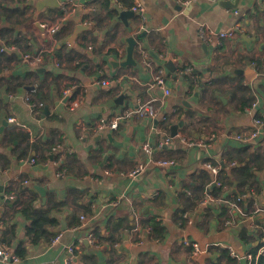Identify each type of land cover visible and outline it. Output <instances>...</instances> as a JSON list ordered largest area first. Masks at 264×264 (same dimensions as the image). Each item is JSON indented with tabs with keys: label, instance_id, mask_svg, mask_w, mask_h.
I'll use <instances>...</instances> for the list:
<instances>
[{
	"label": "crops",
	"instance_id": "crops-1",
	"mask_svg": "<svg viewBox=\"0 0 264 264\" xmlns=\"http://www.w3.org/2000/svg\"><path fill=\"white\" fill-rule=\"evenodd\" d=\"M38 1L0 0V27H13L21 46L19 59L6 75L14 74L26 82L15 92H8L7 86L0 91L5 101L0 113V148L8 152H0V165L6 163V158L10 161L6 168H0V231L17 224L13 248L0 243V249L5 247L15 254L19 241L27 240V220L16 211L21 205L14 204L19 182L37 191L36 205H45L49 197L67 199L69 205L53 212L60 220L56 227L62 234L60 240L27 244L25 258L0 256V264H64L69 245L75 246L76 264L89 263L83 255L94 248L85 244L88 230H93L92 222L103 220L106 224L110 218L125 220L126 216L135 227L122 231L125 236L123 242H116L117 253L109 254L105 250L108 243H99V264H116L109 257L120 264H241L242 258L264 244V213L252 219L238 218L227 227L228 211L224 214L214 204L208 208L199 203L186 212L188 217L179 209L181 192L204 195L208 190L213 176L204 167L207 161L227 166L250 162L258 168L254 185L260 192H247V203L249 207L264 205V132L251 142L236 138L252 131L254 117H264V0H239L236 8L223 6L221 0H194L181 10L176 0H143L146 19L134 12L126 22L120 19L113 0L109 5L108 0H74L76 6L53 35L48 29L61 22V6L39 11ZM126 1L130 2L124 0L118 6L132 10ZM90 6L94 9L88 12ZM236 23L240 30L235 38L203 47L200 25L222 30ZM79 24L88 29L81 30L74 39ZM128 36L138 40L135 58L139 67L114 68L109 60L126 57ZM8 49L15 51L16 47L10 45ZM111 49L117 53L108 54ZM40 52L44 61L37 66L23 59L25 53ZM170 61L175 72L167 66ZM162 67L169 94L154 85V77ZM112 78L116 84H100ZM69 87L74 91L65 95ZM4 95L9 96L8 101ZM122 95L124 99L118 101ZM252 96L258 107L250 110L252 104L247 101ZM77 97L82 101L71 109ZM31 101L43 102V108L32 111ZM149 101L157 108V118L126 121L103 137H93L77 127L81 121L93 127L102 118L118 117L139 102ZM10 117H16L26 128L9 122ZM181 121L177 133L185 140L176 138L162 145L164 136L172 135L171 127ZM18 130L29 134L19 148L18 141L10 142V133ZM39 140L44 144L36 143L41 144L37 154L34 150L22 156L29 143ZM192 141L203 145H189ZM147 142L152 154L143 149ZM42 145L50 152L49 159L32 163L35 155L42 160ZM161 159H174L177 166L159 167L156 162ZM140 165L141 170L132 174ZM61 170L65 173L58 176ZM209 177L205 190L200 189ZM36 186L46 190L45 200ZM76 195L92 204V215L86 216L81 226H71L68 219ZM22 197L29 198L30 194L24 192ZM150 217L161 222L162 233L154 234L150 226L142 227ZM104 228L102 233L107 235L109 231ZM185 238L208 246L209 251L193 255L192 248L183 244ZM231 259L237 262L231 263Z\"/></svg>",
	"mask_w": 264,
	"mask_h": 264
},
{
	"label": "trees",
	"instance_id": "trees-1",
	"mask_svg": "<svg viewBox=\"0 0 264 264\" xmlns=\"http://www.w3.org/2000/svg\"><path fill=\"white\" fill-rule=\"evenodd\" d=\"M110 0H108V5ZM126 4L131 6L129 1H126ZM107 5V7H108ZM8 8V7H7ZM10 45H14L16 47L15 51H10L8 47ZM21 51L20 46V38L14 37V29L13 27H0V91L4 86H7L8 92H15L18 88L23 87L26 85V82L21 78L11 74L7 76L6 74L13 70V62H16L19 59V52ZM27 52V51H25ZM117 53L116 49H111L108 54ZM46 58L49 59V55L46 54ZM255 101L254 97H249L248 101L249 104H252ZM251 102V103H250ZM5 107V101L0 94V113ZM10 142L18 141V148L20 144L29 138V134L24 130H18L10 133ZM41 143L44 144V141L39 140L35 141L32 144H28V150L25 151L22 156H27L29 152L35 150V153H38L39 145L36 144ZM43 146L44 154H42V160L39 159L36 155L34 158L37 161H45L49 159L48 149ZM6 163L1 164L0 168H6L10 161L6 158ZM227 164V163H226ZM225 164V165H226ZM227 167V165H226ZM223 165H221V172H220V181L222 182L223 186L228 187L232 194V199L239 200L242 204L244 203L245 199L243 200L242 195L244 193L250 192L251 190L260 192L258 187H255L256 177H257V170L250 164V162H236L234 166H232V171L229 173ZM210 177L207 179L205 184L199 186L200 189L205 190L206 184L209 182ZM210 183V182H209ZM236 189V191H234ZM208 190L214 196H221L223 194L224 188L217 186L215 184H210L208 186ZM24 192H28L30 194L29 198L23 199L22 194ZM15 193V205H21L17 212H20L25 219L27 220V225L25 226L24 236H26L27 240H21L17 244L14 249L15 254L19 258H25L28 249L27 244L36 245L42 241L51 242L53 241L56 236L58 235V231H56V227L60 225V220L57 216L53 215L54 211L63 210L64 207L69 205L68 200H59L58 198L49 197L48 202L45 205H36L35 199L38 196L37 191L35 189L28 190L26 186H24L21 182H19L17 191ZM75 194V192H74ZM203 194L198 193L197 191H188L181 192V208L179 209L180 213H186L194 209L198 206L200 200L202 199ZM74 204L75 207L72 208V213L68 214L69 224L71 226H81L85 223V220H81V215L91 216L92 215V204L89 200H86L82 195L78 197V195L74 196ZM249 205L251 202L249 201ZM207 205L206 207H209ZM222 213L227 212V207L225 205H221ZM127 218L118 220L117 218L108 219L106 224H103V220H98L96 222H92L91 226H93V232L95 236L98 238L99 243L102 245L103 242H107L108 244L105 246L106 251L111 253H117V249L115 247L116 242H123L125 234L122 233L125 229H132L135 227V223H130L128 216ZM88 220V218H87ZM86 220V221H87ZM106 226V227H105ZM148 226L152 228V232L154 234H159L164 231V228L161 225V222L157 220L156 217H150L145 222L142 223V227L145 229ZM105 227V228H104ZM106 229L109 231L107 235H103L102 229ZM17 231V224H9L6 229L0 231V243L4 246H9L13 248L14 243L17 239L16 235ZM135 240H140V237H136ZM260 248V247H259ZM257 248L252 255L254 259L252 264H264V254H258ZM99 250L93 248L90 254L83 255L86 261L89 263L85 264H99ZM110 261L115 262L116 264H120L118 261H114L112 257H109ZM237 262L234 259H231V263Z\"/></svg>",
	"mask_w": 264,
	"mask_h": 264
},
{
	"label": "built area",
	"instance_id": "built-area-1",
	"mask_svg": "<svg viewBox=\"0 0 264 264\" xmlns=\"http://www.w3.org/2000/svg\"><path fill=\"white\" fill-rule=\"evenodd\" d=\"M16 1H20V0H16ZM177 4L182 6L183 8H186L188 6H190L192 4V2L194 0H176ZM113 2L117 5H122L124 3V0H113ZM131 2V9L139 14L144 20L146 19V7L144 5L143 0H130ZM60 6L63 12V17L60 23L50 27L48 30L51 33L50 35H53V33H55L56 31L59 30L61 23L63 20H67L69 15H70V10L72 7L76 6V2L74 0H60ZM94 8L93 6H90L87 8V11L90 12L92 11ZM240 30V26L239 23L234 24L233 26L227 28V29H222V30H215L214 28L207 26L205 24H202L199 26L198 29V34L199 37L207 44H211V43H216L219 42L220 40L223 39H233L237 36V34L239 33ZM142 53L147 56V52L144 48H142ZM23 59L27 60L30 62V64L33 65H38L40 63H43V52H40L39 54L36 55H32L29 53H25L23 54ZM117 80L115 78H112L110 80H102L100 82L101 85H111V84H116ZM154 85L162 88L165 90V92L167 94L170 93V89L167 87V75H166V70L164 69V67L159 68L158 72L156 73L155 77H154ZM74 91L73 87H69L66 88L64 90V94L65 95H70L72 94ZM81 97H77L73 100L72 104H71V109H75L76 107H78L81 103ZM30 108L32 111L37 112L40 109L43 108L44 103L43 102H33L31 101L29 103ZM258 107V101H254L251 105V107L249 108L250 110H252L253 108ZM158 115V111L157 108L155 106V104L151 101L149 102H139L137 104L136 107H134L133 109H130L126 112H124L122 115L112 118V119H108V118H102L95 126L91 127L87 124V122L85 121H81L80 123H78V128L80 130H83L84 133L85 132H90V134L93 137H103L113 131H116L120 125L126 121L129 120H137L139 118L142 117H146V118H157ZM164 119H166V117H164ZM9 122L14 123L15 125L22 127V128H26V125L21 123L16 117H10L9 118ZM264 132V117H254L253 120V129L252 131L247 134V135H237L236 138L240 141H244V142H251L253 140H256L258 138H260V136L263 134ZM176 138H180L182 140H185L183 135H179L178 133L175 136L172 135H165L162 141V145L165 144H170L173 143L174 140ZM189 145H194V146H202L203 143L202 142H198V141H192L190 143H188ZM143 149L148 152L149 154H152L153 149L152 146L149 142L144 143L143 145ZM56 151V149H55ZM63 161V159H59V163ZM31 162L35 163L36 159L34 157L31 158ZM156 164L159 167L162 168H174L177 166V161L174 159H161L158 160L156 162ZM204 167L211 172L213 179H212V184H215L217 186L223 187L224 191L223 194L221 196H214L213 194H211L209 192V190L205 191L202 199L200 200V204L203 206H207L210 204H214L216 205L218 208H221V205H225L227 207V211H228V217L225 220V226L230 227L232 225H234L237 222L238 218H249L252 219L255 215L259 214V213H264V205L263 206H253V207H249L248 206V200L250 197V193H244L242 195L243 200L245 199L244 203L242 204L239 200H234L232 199V194L230 189H228V187L223 186L222 182L220 181L219 178V174L221 172V165L220 164H213L212 162H204ZM236 163L233 162L231 163V166H234ZM142 168V165H140V167L134 171L132 174L137 173L138 171H140ZM65 170H61L58 172V176H62L64 175ZM27 183V181H25ZM210 183V184H211ZM13 197V196H11ZM185 217H188L187 213H184ZM82 220L86 219L85 215L81 216ZM62 234H58L56 236V238L53 240V242H56L58 240H60ZM86 238L89 241V244L98 249L99 248V241L97 239V237L95 236L94 232L92 229H89L87 234H86ZM183 244L185 246H188L190 248H192L193 252L192 254L195 256H198L199 254L202 253H207L209 251L208 246L203 247L201 246V244L197 241L194 240H190L188 238L183 239ZM119 243H115V246H118ZM227 249H229L230 253L235 256L238 257V254L234 251V249L231 246H227ZM67 251H68V255L67 258L65 260L64 264H76V250H75V246L74 245H69L67 246ZM258 254H264V244L259 248V252ZM0 256H3L4 259H12V260H19L20 258L16 255L11 253L8 249H6L5 247L0 249ZM245 258H247L249 260V264H252V261L254 259V256L252 254H248Z\"/></svg>",
	"mask_w": 264,
	"mask_h": 264
},
{
	"label": "water",
	"instance_id": "water-1",
	"mask_svg": "<svg viewBox=\"0 0 264 264\" xmlns=\"http://www.w3.org/2000/svg\"><path fill=\"white\" fill-rule=\"evenodd\" d=\"M238 1L239 0H221V4L223 6H226V7H231V8H236L238 6ZM60 5V0H39L38 3H37V8L38 10H42L44 7H47V6H59ZM183 7L179 5L178 9H182ZM115 9L118 10V12L120 13V19L124 20L126 22V19L128 18V16L132 15L134 13L133 10H122L121 7H119L118 5H115ZM114 25L116 24V21L113 22ZM40 24H38L39 26ZM112 24L111 28L114 26ZM110 28V29H111ZM83 29H88L87 26H85L84 24H79L78 28L76 29V33H75V36H74V39L76 38L77 34L83 30ZM107 31V30H106ZM126 42H127V48H126V57L122 60H116V59H111L109 60V63L114 67V68H118V67H128V66H135V67H139L138 65V62L136 61V58H135V51H136V47L138 45V40L134 37V36H128L126 39ZM73 44L74 41H73ZM146 48H148L147 45H145ZM203 47L204 48H207L208 45L207 43H204L203 44ZM87 53H89V51H86V50H83ZM167 66L169 67V69L173 72H175V66L174 64L170 61L168 62ZM40 70V69H39ZM4 97L6 98V100L8 101L9 100V96L8 95H4ZM124 99V95L120 96L118 98V101H122ZM45 111H48V107L45 108ZM182 121L180 122V124H174L172 127H171V134L172 135H175L177 132H178V128L179 126L181 125ZM3 124L4 125H8V121L7 120H3ZM0 152H6L8 153L6 150L0 148ZM52 158V156H51ZM224 167H226V165L223 164ZM233 167L231 166H227L226 169L230 172L232 170ZM36 188L40 191L41 195L43 196L44 200L46 198V190L41 187V186H36ZM2 190V185H0V191ZM234 191H236V189H234ZM65 229V226L64 228ZM85 244L87 246H90L89 244V241L88 239L85 240ZM76 263L78 262V259L75 260ZM241 264H247V258H242L240 260Z\"/></svg>",
	"mask_w": 264,
	"mask_h": 264
}]
</instances>
